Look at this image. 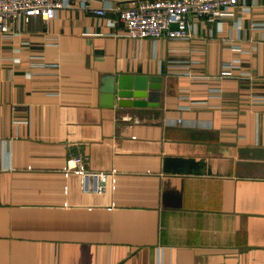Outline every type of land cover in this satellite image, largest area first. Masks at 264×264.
Returning <instances> with one entry per match:
<instances>
[{"label": "crops", "instance_id": "obj_1", "mask_svg": "<svg viewBox=\"0 0 264 264\" xmlns=\"http://www.w3.org/2000/svg\"><path fill=\"white\" fill-rule=\"evenodd\" d=\"M136 1L0 33V264H264V0L186 38L125 35L113 8ZM105 73L159 76L157 104H99Z\"/></svg>", "mask_w": 264, "mask_h": 264}, {"label": "built area", "instance_id": "obj_2", "mask_svg": "<svg viewBox=\"0 0 264 264\" xmlns=\"http://www.w3.org/2000/svg\"><path fill=\"white\" fill-rule=\"evenodd\" d=\"M240 0H138L130 5L113 8L115 21L122 24L125 35L133 38L165 36L186 38L189 36L187 17L214 16L238 5ZM69 0H0V33H7L9 23L16 18L23 22L31 15L46 20L61 7L69 6ZM95 14H103V8H91ZM222 74L229 75L225 67ZM86 155L80 151L69 154L65 169L78 175L83 190L100 191L105 180L104 171L85 167Z\"/></svg>", "mask_w": 264, "mask_h": 264}, {"label": "water", "instance_id": "obj_3", "mask_svg": "<svg viewBox=\"0 0 264 264\" xmlns=\"http://www.w3.org/2000/svg\"><path fill=\"white\" fill-rule=\"evenodd\" d=\"M159 89L160 77L157 75L145 77L105 73L99 77V104L156 105Z\"/></svg>", "mask_w": 264, "mask_h": 264}]
</instances>
